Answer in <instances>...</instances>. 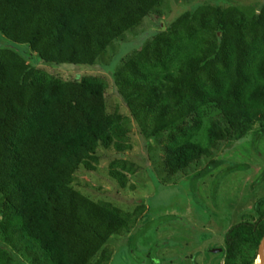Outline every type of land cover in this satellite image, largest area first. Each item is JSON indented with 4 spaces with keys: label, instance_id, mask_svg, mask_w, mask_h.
<instances>
[{
    "label": "trees",
    "instance_id": "trees-1",
    "mask_svg": "<svg viewBox=\"0 0 264 264\" xmlns=\"http://www.w3.org/2000/svg\"><path fill=\"white\" fill-rule=\"evenodd\" d=\"M160 1L0 0V36L20 44L0 46V264H23L14 254L29 264L109 263L110 239L141 220L144 205L126 211L94 199L75 186L76 174L95 173L100 150L113 149L107 176L126 186L133 163L119 155L131 147L130 118L141 137L167 133L168 174L210 158L189 179L191 198L202 206L197 181L225 162L211 158L217 143L251 133L257 149L264 137V4L256 10L203 0L140 41L111 75L130 117L119 106L108 111L103 78L61 79L33 63L93 65ZM16 46L33 53L32 62ZM246 167L219 169L213 204L221 180ZM262 182L264 166L251 186ZM246 215L223 234L222 264H253L258 255L264 194Z\"/></svg>",
    "mask_w": 264,
    "mask_h": 264
},
{
    "label": "rangeland",
    "instance_id": "rangeland-1",
    "mask_svg": "<svg viewBox=\"0 0 264 264\" xmlns=\"http://www.w3.org/2000/svg\"><path fill=\"white\" fill-rule=\"evenodd\" d=\"M202 1L161 0L154 8V15L143 18L118 40L111 42L93 65L48 64L34 59L33 63L61 79L84 75L103 78L107 83L108 111L112 112L119 106V111L130 117L126 106L114 92L112 73L135 52L140 41L148 38L154 30L164 29L168 21L181 11L192 9ZM213 2L223 3L222 0ZM226 3L246 9L251 6L258 10L264 0H228ZM12 45L20 44L0 36V46ZM16 47L13 48L23 51L26 60L32 62L34 54L27 50V46ZM129 126L131 147L119 157L132 162L134 170L127 174L124 188L118 187L107 176L108 161L117 157L113 149L100 150L99 153L105 156L99 160L95 173L76 174L75 186L94 199L108 200L126 211H133L140 203L144 205L141 220L124 235L110 239L107 248L112 251V257L108 264H222L221 251L213 252V249L223 248L226 229L243 217L248 219L246 214L252 213L253 201L264 194V182L255 188L251 186L264 166V137L257 142L256 150L251 144V133L242 142L230 139L217 143L212 149L211 158L225 162L197 181L196 194L204 203L202 206L191 198L189 179L210 158L202 157L183 171L168 174L163 165L167 133L141 137L131 118ZM230 163H243L247 167L221 180L213 204L210 199L211 182L219 169ZM141 225L148 226L138 231ZM14 255L23 264H29L21 255ZM258 263L259 259L256 258L253 264Z\"/></svg>",
    "mask_w": 264,
    "mask_h": 264
},
{
    "label": "water",
    "instance_id": "water-1",
    "mask_svg": "<svg viewBox=\"0 0 264 264\" xmlns=\"http://www.w3.org/2000/svg\"><path fill=\"white\" fill-rule=\"evenodd\" d=\"M222 250V248H217V249H213V252H220ZM258 256L260 258L259 260V264H262V257H264V236L262 237L260 244H259V248H258Z\"/></svg>",
    "mask_w": 264,
    "mask_h": 264
},
{
    "label": "snow or ice",
    "instance_id": "snow-or-ice-1",
    "mask_svg": "<svg viewBox=\"0 0 264 264\" xmlns=\"http://www.w3.org/2000/svg\"><path fill=\"white\" fill-rule=\"evenodd\" d=\"M261 259H262V264H264V257H262Z\"/></svg>",
    "mask_w": 264,
    "mask_h": 264
},
{
    "label": "bare ground",
    "instance_id": "bare-ground-1",
    "mask_svg": "<svg viewBox=\"0 0 264 264\" xmlns=\"http://www.w3.org/2000/svg\"><path fill=\"white\" fill-rule=\"evenodd\" d=\"M258 259L260 260L259 256H258Z\"/></svg>",
    "mask_w": 264,
    "mask_h": 264
},
{
    "label": "clouds",
    "instance_id": "clouds-1",
    "mask_svg": "<svg viewBox=\"0 0 264 264\" xmlns=\"http://www.w3.org/2000/svg\"><path fill=\"white\" fill-rule=\"evenodd\" d=\"M257 257H258V255H257ZM257 257H256V258H257ZM258 264H259V263H258Z\"/></svg>",
    "mask_w": 264,
    "mask_h": 264
}]
</instances>
